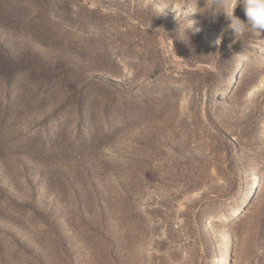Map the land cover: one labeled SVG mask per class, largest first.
<instances>
[{
    "label": "rangeland",
    "instance_id": "1",
    "mask_svg": "<svg viewBox=\"0 0 264 264\" xmlns=\"http://www.w3.org/2000/svg\"><path fill=\"white\" fill-rule=\"evenodd\" d=\"M204 3L0 0V264H264V30Z\"/></svg>",
    "mask_w": 264,
    "mask_h": 264
},
{
    "label": "clouds",
    "instance_id": "2",
    "mask_svg": "<svg viewBox=\"0 0 264 264\" xmlns=\"http://www.w3.org/2000/svg\"><path fill=\"white\" fill-rule=\"evenodd\" d=\"M221 0H205L203 10L201 12L211 11L213 5H220ZM243 7L246 21L241 20L238 16L234 15V9L237 5ZM164 7L160 8L159 13ZM197 10V9H196ZM225 13L226 20L229 21L228 27L232 30L234 38L242 37L245 33L255 32L258 33L259 30H264V0H224V7L222 8ZM195 11V10H192ZM175 19L183 20V17L186 15L185 11H180L179 14L175 11ZM187 29H192V31L198 32L199 28H193L192 21H184L181 25V35L184 36V31ZM187 39V37H186ZM215 43L218 45L220 39L217 38Z\"/></svg>",
    "mask_w": 264,
    "mask_h": 264
}]
</instances>
